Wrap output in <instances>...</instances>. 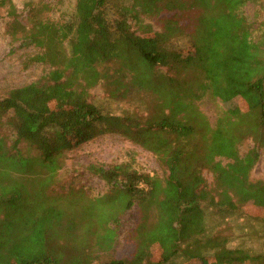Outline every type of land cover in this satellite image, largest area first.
<instances>
[{
	"label": "trees",
	"instance_id": "1",
	"mask_svg": "<svg viewBox=\"0 0 264 264\" xmlns=\"http://www.w3.org/2000/svg\"><path fill=\"white\" fill-rule=\"evenodd\" d=\"M263 10V0H74L54 20L48 0L21 10L0 0L5 34L36 49L23 68L46 67L0 97V264H264V177L252 178L264 155ZM97 86L105 103L90 95ZM205 97L223 106L213 125ZM108 134L151 153L160 174L91 164L104 194L55 191L65 153ZM133 207L131 254L115 259ZM232 217L241 234L223 227Z\"/></svg>",
	"mask_w": 264,
	"mask_h": 264
},
{
	"label": "rangeland",
	"instance_id": "2",
	"mask_svg": "<svg viewBox=\"0 0 264 264\" xmlns=\"http://www.w3.org/2000/svg\"><path fill=\"white\" fill-rule=\"evenodd\" d=\"M53 8L51 18L58 20L67 18L71 15L74 8V0H48ZM18 10L22 9V0H13ZM264 2V0H263ZM264 19V10L262 13ZM6 17L0 12V97H3L11 89L21 87L35 81L45 71L43 65H33L28 69L23 68L22 61L25 57L36 52L33 47L22 46L20 42H12L5 34ZM146 23L152 24L150 21ZM90 95L97 103H105V93L102 87L97 86L90 91ZM107 103V102H106ZM200 111L207 117L209 123L213 125L218 115L223 111L222 103L217 99L205 97L198 103ZM107 109L132 110L123 103H109ZM3 135L9 136L7 129H2ZM253 147L252 141H245L239 147L240 155H244ZM226 164V160H220ZM130 163L133 169L140 173L154 175L160 174L159 166L155 157L140 148L137 145L121 138L118 135L108 134L95 138L81 147L65 153L63 165L57 173V183L53 187L55 191L81 190L89 197H96L104 194L107 190L105 183L90 175L86 168L91 164L110 165L119 163ZM208 183H211V174L204 172ZM264 177V155L260 151V157L253 171V179H262ZM138 209L133 207L127 214L120 219L118 229V238L114 247L113 255L115 259L127 258L132 251L131 235L134 233L135 226L138 222ZM241 221V220H240ZM225 226L232 227L235 234H241L239 221L232 217Z\"/></svg>",
	"mask_w": 264,
	"mask_h": 264
}]
</instances>
